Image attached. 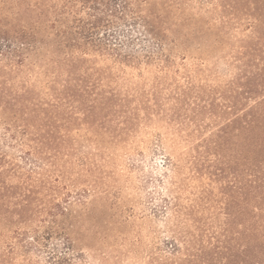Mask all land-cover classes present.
I'll use <instances>...</instances> for the list:
<instances>
[{
  "label": "rangeland",
  "instance_id": "374dc122",
  "mask_svg": "<svg viewBox=\"0 0 264 264\" xmlns=\"http://www.w3.org/2000/svg\"><path fill=\"white\" fill-rule=\"evenodd\" d=\"M138 1L159 19L162 45L129 28L133 46L113 47L136 62L57 117L54 5L99 0L24 2L41 31L18 79L40 108L33 122L26 109L0 118V264H54V244L64 255L69 241L72 264H264V154H251L264 115V0ZM59 206L66 217L54 224ZM26 231L52 239L28 245Z\"/></svg>",
  "mask_w": 264,
  "mask_h": 264
},
{
  "label": "trees",
  "instance_id": "16d2710c",
  "mask_svg": "<svg viewBox=\"0 0 264 264\" xmlns=\"http://www.w3.org/2000/svg\"><path fill=\"white\" fill-rule=\"evenodd\" d=\"M16 1H18L17 4ZM25 1L14 0L15 3L13 2V5L9 6L11 9L7 13L3 7H0V87H6L5 95H0V118L2 116L9 120L18 119L19 113L26 109L30 112H26L24 117L31 116L30 122H33L39 118L40 107L37 101L40 97L37 96L36 88L33 85L30 87L27 81L18 79V76L19 69L25 67L30 53L38 51L37 43L41 28L34 25L33 19H29L28 22L24 16L26 10L23 4ZM133 1H137L136 3L139 5L136 4L139 11L135 17H131L128 13L130 2ZM70 4L63 2L61 5H54L52 13L54 14V115L56 117L64 112L72 113L75 109L73 105H70L72 101L83 103L86 96L94 93L95 89L103 87L105 82L110 87L117 74L115 71L117 65L136 62L137 57L134 54H122L118 52V49H115L116 47H113L133 46L131 43L135 39L129 36L131 32L128 30L129 28L130 30L135 28L134 33L144 36V38H150V41L158 46L162 45L164 40L163 28L159 19L145 17L138 0H99L97 5L90 7L83 5L81 9L76 6L77 4ZM82 9L86 14H89L87 20L77 19L78 17L75 15ZM114 11L116 15L113 14ZM48 16V14L44 15V17ZM125 28H127L126 31ZM109 31H114L116 34L119 31L127 40L120 39L121 43L115 45L113 43L116 39L115 35L109 34ZM102 62L104 65H101ZM17 79L22 83L15 82L13 85L12 81ZM106 93L110 96L106 95V101H110L111 96H115L112 91H105L104 95ZM29 102H32L31 108L26 107V103ZM68 107L72 109L69 110ZM259 122L260 126H258L261 131L251 133L252 156L264 154V115ZM14 124H9V128L11 129ZM17 127L23 130L21 133L27 132L26 128H22L21 125ZM251 160L252 165L260 167L255 159ZM251 186L254 187L253 183ZM60 210L61 212L58 211L55 214L54 224H57L58 219L66 217L67 209ZM1 218L2 221H7L6 217V219L2 216ZM33 233L35 234V232L26 231L24 234L19 233V236L27 237L25 241L28 242V245H34L35 242L41 245L42 240L50 241L52 239V237L47 239L35 235L30 237ZM28 238H31L32 241ZM55 240L61 242L54 234ZM63 247H66V250L70 252L64 253L69 257H64L63 252L60 251L63 250L62 244L56 245L55 243L54 264H72L71 262L75 261L73 244L69 241V243L63 244Z\"/></svg>",
  "mask_w": 264,
  "mask_h": 264
}]
</instances>
